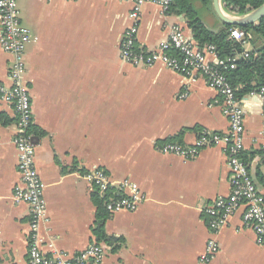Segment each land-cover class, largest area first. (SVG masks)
Instances as JSON below:
<instances>
[{
  "label": "crops",
  "instance_id": "0c3cea01",
  "mask_svg": "<svg viewBox=\"0 0 264 264\" xmlns=\"http://www.w3.org/2000/svg\"><path fill=\"white\" fill-rule=\"evenodd\" d=\"M192 2L207 28L223 29L213 1L212 9ZM25 6L18 4L21 22L34 38L26 51L25 81L50 220L41 230L44 255H75L98 243L92 189L83 171L101 168L114 186L136 184L145 200L135 212L110 214L105 233L115 242H100L106 253L99 264H204L200 257L211 237L205 209L232 192L225 147L204 148L191 159L163 154L161 147H192L203 131L227 133L220 96L200 76L194 81L160 64L135 67L121 60L129 3L27 0ZM176 26L193 37L179 5L165 14L146 4L137 46L155 52ZM207 60L217 64L211 54ZM11 64L0 48V85L9 84ZM184 93L188 97L181 99ZM243 100V159L256 178L264 172V99L254 94ZM0 111L14 120L0 124V264H28L30 208L14 201L22 186L16 117L11 107ZM242 212L217 233L220 250L209 264H264V246L243 226Z\"/></svg>",
  "mask_w": 264,
  "mask_h": 264
},
{
  "label": "built area",
  "instance_id": "2783aa9c",
  "mask_svg": "<svg viewBox=\"0 0 264 264\" xmlns=\"http://www.w3.org/2000/svg\"><path fill=\"white\" fill-rule=\"evenodd\" d=\"M121 1L131 5L129 14L131 25L125 30L120 42V58L123 62L135 67H152L160 64L194 81L200 76L222 99L223 113L229 123L227 133L203 131L192 147L172 142L161 147L163 154L184 159L195 158L202 149L207 147H225L232 192L229 197L219 198L205 209L211 237L200 257L201 262L209 264L217 256L220 250L216 239L217 233L241 210H243V226L251 229L258 242L264 246V195L259 191L250 168L243 159L244 100L238 97V89L231 85L224 73V70L228 68L234 69L239 58L249 57L250 44L245 40V33L238 29L231 30L232 38L242 43L244 53L227 60H220L217 57L214 46L200 48L185 30L178 26L170 30L168 40L158 50L147 52L137 46L143 7L149 3L154 4L167 14L171 11L175 0ZM33 42L32 32L21 22L17 0H0V48L12 57L8 75L9 84L0 85V107H11L17 118V135L14 144L18 153L17 169L22 186L16 188L14 201L16 204H26L30 208L28 264H99L106 253L104 246L100 243L93 244L75 255L60 252L54 257H46L41 248L43 242L41 230L50 220L47 216L45 184L36 166V137L32 131L31 92L25 81L26 51ZM210 54L217 58V64L208 62L207 56ZM257 94L264 99V88ZM180 97L187 98L188 93ZM84 178L92 191L94 189L99 191L110 214L122 211L135 212L145 200L144 193L130 180L114 186L104 169L98 168L91 171Z\"/></svg>",
  "mask_w": 264,
  "mask_h": 264
},
{
  "label": "trees",
  "instance_id": "16d2710c",
  "mask_svg": "<svg viewBox=\"0 0 264 264\" xmlns=\"http://www.w3.org/2000/svg\"><path fill=\"white\" fill-rule=\"evenodd\" d=\"M199 1L204 7L212 9L213 0ZM222 4L229 14L239 17L261 7L264 0H222ZM177 5L180 7V12L188 20V27L196 44L200 48L214 46L220 60L234 58L237 54L244 53L242 43L232 38L231 30L238 29L245 33V40L249 42L251 48L249 57L239 58L235 63V68H228L224 70V73L231 85L238 89L237 95L240 99L259 93L264 88V17L258 25L232 26L225 24L222 30L215 33L204 24L192 0H175L173 7ZM13 122V119L0 111L1 125H8ZM32 131L34 132V129ZM262 163L264 165V157H262ZM83 174L86 175L89 172L83 171ZM254 179L257 186L264 189V172L258 171ZM92 202L96 209L95 223L92 228L94 237L98 243L103 241L114 243L115 238L108 237L105 233V222L110 213L107 211L104 199L97 189L92 191Z\"/></svg>",
  "mask_w": 264,
  "mask_h": 264
},
{
  "label": "water",
  "instance_id": "95a60500",
  "mask_svg": "<svg viewBox=\"0 0 264 264\" xmlns=\"http://www.w3.org/2000/svg\"><path fill=\"white\" fill-rule=\"evenodd\" d=\"M213 7L219 19L223 23L232 26L258 25L264 17V4L258 9L239 17H230L227 15L224 12L222 0H213ZM35 142H37V139H35Z\"/></svg>",
  "mask_w": 264,
  "mask_h": 264
},
{
  "label": "rangeland",
  "instance_id": "374dc122",
  "mask_svg": "<svg viewBox=\"0 0 264 264\" xmlns=\"http://www.w3.org/2000/svg\"><path fill=\"white\" fill-rule=\"evenodd\" d=\"M26 1H27V0H18V4H19V5H23V6L26 8V6H25ZM18 4H17V5H18ZM249 49H251V48H249Z\"/></svg>",
  "mask_w": 264,
  "mask_h": 264
}]
</instances>
